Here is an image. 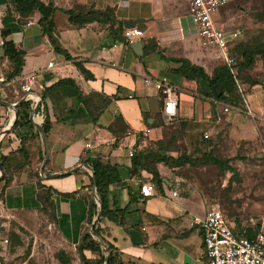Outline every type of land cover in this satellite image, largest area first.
<instances>
[{
  "label": "crops",
  "instance_id": "crops-1",
  "mask_svg": "<svg viewBox=\"0 0 264 264\" xmlns=\"http://www.w3.org/2000/svg\"><path fill=\"white\" fill-rule=\"evenodd\" d=\"M38 1L43 5L50 3L54 9L55 35L69 60L54 53L41 35L37 13L20 17L7 0H0V78L7 84H0V101L11 106L0 105V156L15 153L22 142L28 150L29 162L19 171H10L6 186L0 181V216L27 232L33 243L53 248V254L47 257L34 256L31 249L21 264L30 259L29 264H59L54 257L58 251L69 256L70 264L96 263V254L77 250L82 235L99 218L96 215L89 218V203L95 200L91 172L82 163L85 158H98L118 168L119 181L107 188L112 219H103L97 225L106 229L105 240L118 252L122 264H205L201 233L190 225L192 217H201L205 211L201 196L195 191L177 190L175 181L171 183L161 177L158 191L146 172L127 171L130 159L127 151L139 143L144 130H148L147 146L161 141L163 132H168L161 114L162 96L144 84L142 78L166 77L175 87L177 112L167 122L184 142L201 129V147L210 142L215 145L220 139L228 140L232 147H238L240 142L260 143L263 149L264 111L255 126L250 113L256 111V94L245 96L240 107L228 106L208 97V81H187L173 72L178 67L174 60H186L202 68L210 78L212 69L223 64L216 50L199 47L187 18L186 0ZM221 9L213 15L215 26L223 32H237L221 28L218 22ZM64 12L89 20L84 25H74ZM132 28L142 34L132 41L140 43L141 55H136L123 38V32ZM5 42L22 54L20 74L10 80L5 79L11 69L2 53ZM209 52L218 62L210 64ZM48 63L54 66L50 70L46 69ZM75 64L90 78H84ZM30 73L34 74L35 86L41 88L35 92L38 97L35 107L42 105V113L50 121V130L45 135L47 160L41 171L42 161L38 157L44 150L35 125H41L42 113L35 112L17 83L20 76ZM20 102L29 103V124L13 128L15 120L21 117L16 107ZM224 106L229 107L226 113ZM85 144L89 148H84ZM18 159L16 155L14 160ZM156 169L160 176L158 165ZM36 170L43 190L50 191L53 212L42 210L36 199L33 177ZM139 182L154 185L151 197L140 198ZM262 216L263 212L257 224L250 220L251 228L241 231L232 221L224 219L236 236L247 238L246 230L250 229L248 239H251ZM18 230H14L16 236L20 234ZM4 232L0 233V258L8 260L20 250L5 251ZM17 240L20 242L19 236Z\"/></svg>",
  "mask_w": 264,
  "mask_h": 264
},
{
  "label": "rangeland",
  "instance_id": "rangeland-1",
  "mask_svg": "<svg viewBox=\"0 0 264 264\" xmlns=\"http://www.w3.org/2000/svg\"><path fill=\"white\" fill-rule=\"evenodd\" d=\"M218 22L222 24L221 28L226 31L236 30L239 32L236 45L244 43L251 47L260 46L264 43V0H231L219 12ZM216 58L213 53L209 52L210 64L218 62ZM263 74L264 55L256 56L252 67L244 73V76L255 79ZM239 82L241 83L243 80L240 79ZM242 85L240 87L246 96L253 93L257 96L255 99L256 111L250 110L255 126L263 116L264 84L251 88L248 84ZM163 123L167 127V134L171 137L168 139L162 137V142L150 144L152 151L164 153L165 156L172 158L185 157L191 161L209 152L212 157L227 161V165L233 169V174L222 172L213 165L198 162L182 164L176 168L159 164L160 177L171 183L175 181L177 190L197 192L203 200L205 211L213 206H218L223 216L228 221H232L238 231H241V228H251L250 220L257 224L264 210V148L260 149L261 144L247 145L240 142L238 147H232L228 140L219 139V143L215 145L210 142L201 147V129L198 130V135H190L184 142L178 139L179 132L171 129L174 126L165 118ZM166 127L164 128L166 129ZM260 128L258 127V132L263 136ZM164 148H168L169 151H165ZM37 174L36 170L34 175ZM1 183L3 187L6 186L4 182ZM3 223L7 225L5 228L2 227ZM17 229H20L17 224L4 220L0 216V233L5 231L2 238L6 240L5 251L14 253L17 249L20 250L11 259L0 258V264H21L27 260L31 249L35 253L34 256L47 257L53 254V248L33 243L29 234L23 229H20V234L17 235L20 239V242L17 243L13 238L14 230ZM17 244H20V247L16 248ZM29 263H32V259L27 262V264Z\"/></svg>",
  "mask_w": 264,
  "mask_h": 264
},
{
  "label": "trees",
  "instance_id": "trees-1",
  "mask_svg": "<svg viewBox=\"0 0 264 264\" xmlns=\"http://www.w3.org/2000/svg\"><path fill=\"white\" fill-rule=\"evenodd\" d=\"M13 7L14 11L20 17H26L32 13L38 14L37 26L42 36H44L52 48L53 52L63 56L64 59L69 60L67 54L60 48V45L57 41L55 30L52 21V15L54 9L51 4L43 5L38 0H7ZM108 12V11H107ZM68 15V21L74 25H84L89 19L85 16L80 17L79 19L75 16L73 17L70 12H64ZM89 15L101 16L102 13L99 12H89ZM4 34V33H3ZM3 57L9 62L11 69L6 76V80H10L19 76L20 70L22 67V54L13 49L10 42H5L2 45ZM230 55L235 60L234 78L229 73L228 68L224 64H219L212 69L211 77L209 78L203 71L202 68L190 64L186 60H174V63L178 67L173 70V72L181 76L187 81H208L209 83V94L208 97L214 102L225 104L233 107H240L245 101V93L242 89V92L239 93L236 88V81L239 86L242 84H248V86L254 87L257 85L262 86L264 83L259 84L258 78L252 79L247 76H244V73L252 67L254 58L256 56L262 57L264 55V43L260 46L251 47L247 46L244 43L234 44L230 50ZM77 69L83 75L84 78H90V76L78 65L75 64ZM242 79L243 82H239ZM61 82H59L60 84ZM80 99V96H77ZM17 110L21 111V117L15 120L13 128L20 127L22 125L29 124L28 114L29 103L20 102L17 104ZM43 106L37 105L35 107L36 113H42ZM94 120V119H93ZM41 129L45 135L48 134L50 130V121L46 114L42 113ZM171 135H168L166 132H163V139H168ZM162 142V141H161ZM160 145V143H158ZM165 151H169L168 148H164ZM28 150L24 148L23 143L20 142L19 148L7 156H0V167L2 170L1 182H4L7 185L10 182V171L15 172L19 171L23 167L28 165ZM162 151V150H161ZM164 151V150H163ZM16 155L19 157L18 161L14 160ZM44 153L41 151L38 157L39 162L42 161ZM206 163L213 165L222 172H230L233 174V169L227 165V161H221L215 157H212L209 152L202 154L200 158L195 160H190L185 157L172 158L170 156H165L164 153L157 151H152L150 145L144 149L135 152L132 157L129 159V168L127 171L129 174H134L140 171H144L151 176V181L154 183L158 191L161 189V178L158 174L156 166L162 164L169 168H176L186 163ZM88 170L91 172L94 184V200H98L101 206V212L99 218L96 220V225L91 228V233L96 238L100 239L102 246L88 233H84L80 239V243L77 246V250L82 253V251H87L98 256L95 264H122L119 260V255L116 250H114L105 240L107 237L106 229H101L97 225L103 219H112L113 212L108 208L107 204V188L109 185L117 183L119 181V172L118 168L114 165H109L108 163L101 162L98 158H85L82 161ZM46 164V163H45ZM34 177L35 185L37 188L36 199L41 204L42 210L49 209L53 212V204L50 200V191L43 190V186L40 184L41 180L38 174ZM91 179V178H90ZM98 207L95 204V201L89 203V218L95 216L97 213ZM257 228V227H256ZM20 232V229L18 230ZM250 229L246 230V237L249 238ZM14 240L19 243L17 240L16 234H13ZM55 259L59 264H70V258L68 255L62 251H58L54 254ZM82 258V257H81Z\"/></svg>",
  "mask_w": 264,
  "mask_h": 264
},
{
  "label": "built area",
  "instance_id": "built-area-1",
  "mask_svg": "<svg viewBox=\"0 0 264 264\" xmlns=\"http://www.w3.org/2000/svg\"><path fill=\"white\" fill-rule=\"evenodd\" d=\"M231 0H186L187 18L194 28L198 45L201 49H214L217 51L222 63L228 68L229 73L234 78L235 60L230 55L232 43L237 39V32H223L217 28L213 21V15L221 8L230 3ZM123 38L128 44L142 34L137 29H127L123 32ZM54 66L52 63L46 65L50 70ZM142 82L150 85L153 90L162 96L161 114L168 121L176 116L177 98L175 87L166 77L150 78L143 76ZM238 92L240 89L234 81ZM20 92L24 98L30 99L32 108L35 109L38 97L36 90H41L35 86L34 74L30 73L20 76L17 79ZM0 84L7 85L1 78ZM229 111L228 106L223 107V112ZM148 130H144L140 135L137 145L127 151V157L145 148L147 143ZM84 148H89L85 144ZM154 185L149 182H139L138 194L140 198L146 199L152 196ZM175 196V192L171 193ZM190 225L196 227L201 233L203 255L205 264H264V211L258 231L251 239L234 235L227 227L224 216L218 206H213L204 211L201 217L194 216L190 219Z\"/></svg>",
  "mask_w": 264,
  "mask_h": 264
},
{
  "label": "water",
  "instance_id": "water-1",
  "mask_svg": "<svg viewBox=\"0 0 264 264\" xmlns=\"http://www.w3.org/2000/svg\"><path fill=\"white\" fill-rule=\"evenodd\" d=\"M140 47L141 46H140V43L139 42H132V43H130V48L133 49V52L136 55H141ZM262 82H264V75L258 78V83H262ZM0 105L1 106H4V107H11L10 105H8V104H6L4 102H1V101H0ZM35 128H36L38 134L41 137L42 145H43V150H44V155H43V159H42L41 166H40V171H41L42 167L44 166V164H45V162L47 160V141H46V136H45L44 132L41 129V126L40 125H35ZM0 176H1V168H0ZM90 177H91V184H92V188H93L94 180H93L92 174L90 175ZM41 179H42V177H41ZM93 191H94V188H93ZM95 202H96L97 207H98L97 214H96V218H98L99 215H100V212H101V206H100V203L98 202V200L95 199ZM91 228H92V224L89 226L87 233L91 237H93L94 239H96L99 242L100 245H102L100 239H98V238H96L95 236L92 235Z\"/></svg>",
  "mask_w": 264,
  "mask_h": 264
}]
</instances>
